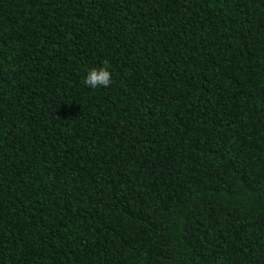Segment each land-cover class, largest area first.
Here are the masks:
<instances>
[{
    "label": "trees",
    "instance_id": "trees-1",
    "mask_svg": "<svg viewBox=\"0 0 264 264\" xmlns=\"http://www.w3.org/2000/svg\"><path fill=\"white\" fill-rule=\"evenodd\" d=\"M0 264H264V0H0Z\"/></svg>",
    "mask_w": 264,
    "mask_h": 264
},
{
    "label": "clouds",
    "instance_id": "clouds-1",
    "mask_svg": "<svg viewBox=\"0 0 264 264\" xmlns=\"http://www.w3.org/2000/svg\"><path fill=\"white\" fill-rule=\"evenodd\" d=\"M83 82L90 88L108 87L112 82V74L103 67L93 68L87 73Z\"/></svg>",
    "mask_w": 264,
    "mask_h": 264
}]
</instances>
